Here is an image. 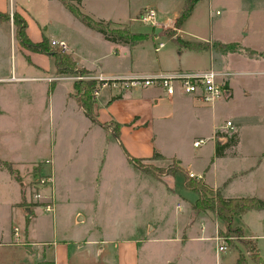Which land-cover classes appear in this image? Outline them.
I'll return each instance as SVG.
<instances>
[{
    "label": "crops",
    "instance_id": "obj_1",
    "mask_svg": "<svg viewBox=\"0 0 264 264\" xmlns=\"http://www.w3.org/2000/svg\"><path fill=\"white\" fill-rule=\"evenodd\" d=\"M28 3L29 0H0V11L11 15L10 21H0V83L11 79L9 71L17 67L16 63L15 67L10 65L12 58L7 56L10 40L17 42L12 18L15 12L26 19L27 35L33 42L44 38L65 41L76 65L91 74L107 78L151 76L176 71L204 72L213 66L221 74L220 80L231 89V96L220 99L214 107L216 110L181 92L169 96L160 86L127 91L104 89L94 98L97 119L115 127L119 125L116 140H121L122 145L118 143L123 151L125 148L136 158L150 159L158 152L164 159L177 161L187 172L202 176L204 182L224 198L264 200V0H198L191 15L181 25L167 31L143 23L138 19L140 13L153 8L160 21L176 22L186 0H82L81 10L95 20L110 23V27L150 35L138 42L121 43L107 40L104 34L85 25L60 0H44L43 10L36 13L30 12ZM49 25L56 29L52 34L47 33ZM178 39L191 41L196 46L185 47ZM159 42H163V46L157 51ZM17 46L23 56L30 57V67L39 74H24L23 70L22 74L14 75L15 80H48V76L42 77L41 73L56 72V59L52 54L27 50L19 42ZM78 103L77 110L89 118ZM207 110L212 117V140L216 128L225 124L218 122V110L227 112L226 121L232 122L239 135L235 156L227 158H241L247 163H204L203 168L193 170L191 163H183L181 153L176 156L165 152L164 146L163 150L158 147L160 134L173 137L201 133L206 125ZM110 130L115 132L113 128ZM216 144L217 140L214 149ZM1 159L12 164L14 173L1 165L0 173H10L14 178L15 170L20 171L24 165L20 161ZM10 177H7L9 182ZM19 181L15 201L10 203L14 208L11 220L20 224L15 226L19 234L6 238L4 230H0V264H154L150 247L153 243H163V264H204L209 254L215 255L216 264H238L239 255L246 254L236 246L217 255L216 243L211 239L215 231L204 220L195 219L198 215L194 216L192 205L183 216L185 222L178 232L184 235L187 228L188 238L183 240L173 238L178 233L168 232L160 238L150 237L151 222L138 229L136 236L123 239L108 236L99 240L90 233L82 235L83 238L73 235L71 240L58 239L54 228L44 235L46 227L39 221L44 214L38 212L40 206L32 205L34 201L25 191L24 180L20 178ZM183 207L182 203L181 209L176 208L174 220L182 218ZM76 215L84 220L79 211ZM233 223L253 241L264 264V209L245 211L237 215ZM141 232L143 235L139 234ZM240 264H251L250 256L245 255ZM254 264L261 263L255 261Z\"/></svg>",
    "mask_w": 264,
    "mask_h": 264
},
{
    "label": "rangeland",
    "instance_id": "obj_2",
    "mask_svg": "<svg viewBox=\"0 0 264 264\" xmlns=\"http://www.w3.org/2000/svg\"><path fill=\"white\" fill-rule=\"evenodd\" d=\"M73 2L79 5L78 0ZM43 5L44 0H29L28 3L32 13L42 11ZM20 16L24 18L21 14ZM24 20L26 21L25 18ZM55 31L54 26H48L47 33ZM15 39L17 40L16 34ZM51 41L48 39L50 48L57 50ZM17 42L10 40L7 54L8 58H12L10 65L15 67L16 63L17 67L9 71L11 79L0 83V157L20 161L24 165L20 171L15 170V178L10 173H0V230H4V236L7 238L13 235L15 226H20L12 222L15 220H11L14 208L10 205L19 191L20 178L24 180L28 197L34 201L31 202L32 205L40 206L37 210L44 214L40 215L43 218L39 220L46 227L44 235H48L54 228L58 239L62 237L71 240L73 235L83 238L89 233L99 240L108 236L123 239L136 236L137 230L143 229L149 222L152 225V238H160L167 232H180V225L185 222L183 216L190 211L197 193L186 189L183 173L163 175V169L172 165L178 167V162L164 158L141 160V164L158 168L162 175L160 178L140 169L135 170L116 140V132L110 130H115V125L110 123L105 127L107 134L100 126L92 124L81 110H77V99L81 101L79 106L84 101L79 85L81 80L77 77L88 73L73 70V73L59 74L56 70L55 73H41L42 77L48 76L49 81L15 80L14 75L22 74L23 70L24 74H39L30 67V57L21 54ZM59 50L70 54V49L69 52ZM91 100L89 110L97 117L95 99L92 97ZM83 109L85 110L84 107ZM226 114L227 112L218 110V122L225 123ZM207 115L206 125L201 133L173 137L160 134L157 136L158 147L163 150L164 146L165 152L176 156L181 153L183 163H191L193 170L203 168L204 163H247V160L241 158L229 159L227 156L216 155L214 141H223V138L214 134L215 139L213 137L212 140V117L208 110ZM218 131L231 134L237 129ZM202 135H205L203 138L210 139L202 146L195 147L193 141L200 139ZM7 177H10L11 182ZM50 177L53 183L49 180ZM192 178L199 180L196 176ZM35 194H39V198L36 199ZM53 203L54 217L52 212L45 211V206ZM182 203V218L176 221L173 219L176 208L178 205L182 206ZM78 211L84 220L78 218ZM195 219L204 220L213 231L219 227L223 234L227 232L217 212H201ZM186 229L184 235L178 233L173 238H188ZM143 231L147 235V231ZM144 232L139 234L143 235ZM234 235L226 236L228 247H241L246 254L241 253L239 256H250L251 264H254L253 241L244 235ZM35 236H39V233ZM150 245L154 264H163V243ZM213 257L214 254H209L204 264H216Z\"/></svg>",
    "mask_w": 264,
    "mask_h": 264
},
{
    "label": "trees",
    "instance_id": "obj_3",
    "mask_svg": "<svg viewBox=\"0 0 264 264\" xmlns=\"http://www.w3.org/2000/svg\"><path fill=\"white\" fill-rule=\"evenodd\" d=\"M77 18H79L85 25L101 32L104 34L107 40L112 42L121 43V42H131L144 40L145 38L150 37L149 34L145 33H132L128 28H114L110 27V23H107L103 20H95L93 17L82 12L79 5H76L73 0H60ZM82 0H78V4L81 3ZM198 0H186L185 7L180 15V17L176 20V25H181L192 13L194 6ZM14 25L16 27L15 34L18 42L33 51L40 53L52 54L56 59L57 72L59 74L63 73H73V70L82 71L84 73H89L90 71L80 68L76 65V61L72 57L71 54L63 53L61 50H53L52 47L48 43V39L44 38L40 42H33L29 36L27 35V22L20 16L19 13L15 12L12 16ZM11 15L7 13H3L0 11V21H10ZM181 45L185 47H195L196 44L191 41H184L182 39L177 40ZM79 85L81 86V90L83 91V102L81 107L85 108L87 116L96 124H100L103 127H107L108 123H101L98 121L95 115H92L89 108L92 106L93 90L96 88L97 82L95 80H81L79 81ZM77 88V87H76ZM82 98V97H81ZM79 103L81 101L77 99ZM91 100V101H90ZM94 101V100H93ZM88 109V110H86ZM118 129L119 125H116L115 132L118 137ZM217 136H224L225 139L223 141L217 140L216 144V155L218 157L223 156H235L236 151L235 148L239 143V135L237 132H233L231 134L225 132H216ZM122 145L121 140H118ZM128 161L135 167L146 173L152 174L156 178H160L162 175L158 172V168H155L152 165H144L141 164L142 158H136L132 156L127 150L124 148ZM232 151V152H229ZM164 158L158 152H155L153 157L150 159H159ZM148 160V159H145ZM0 165L6 169H8L11 173H14V169L12 164L3 161L0 159ZM177 172H181L184 175V183L185 187L189 191H193L197 193V199L192 204V211L194 216L199 215L201 212L205 211H214L217 212L218 216L224 222L226 226L227 232L221 234L227 237H233L234 234H239L243 236V230L240 227H233L234 218L241 213L251 210V209H264V200L260 198H224L218 190L210 188L203 179H194L190 177V173L182 168L181 166L175 167L171 166L166 169H163L164 174H176ZM19 179V178H18ZM20 180V179H19ZM252 249L255 253H253V259L255 261L263 264V260L260 255L257 253V247L255 245L252 246ZM244 260L243 256H240L238 259V264L242 263Z\"/></svg>",
    "mask_w": 264,
    "mask_h": 264
},
{
    "label": "built area",
    "instance_id": "obj_4",
    "mask_svg": "<svg viewBox=\"0 0 264 264\" xmlns=\"http://www.w3.org/2000/svg\"><path fill=\"white\" fill-rule=\"evenodd\" d=\"M143 23L151 25L154 29L167 31L176 28V22L168 19L166 21H160L157 18V13L153 8H146L140 13L139 18ZM51 44L58 49H62L64 52H69V45L65 41L52 40ZM163 46V42H159L156 50L158 51ZM221 74L211 66L204 72H190V71H176L173 73H159L151 76L135 75L125 77L107 78L101 74H84L77 77L78 80H95L97 82L96 88L93 90V98H98L102 90L111 89L116 91H127L131 89L146 88L150 86H160L166 91L169 96H174L177 92H181L186 95H191L210 107H215L216 103L225 97L231 96L230 87L220 80ZM234 128L231 121H226L225 124L219 129ZM216 131V132H217ZM215 132V134H216ZM221 139L224 136H219ZM210 138H202L194 141L195 147H200L205 144ZM215 139V137H214ZM191 177L196 175L190 172ZM199 179L202 176H196ZM52 182V177L49 178ZM53 183V182H52ZM34 197L39 198V194H35ZM181 205H178L180 208ZM47 212L55 213V205L47 204L45 206ZM16 236L19 234V230L16 227L14 229ZM216 243L217 255L224 253L228 250L227 237L221 234L219 227H216L215 234L211 237Z\"/></svg>",
    "mask_w": 264,
    "mask_h": 264
}]
</instances>
